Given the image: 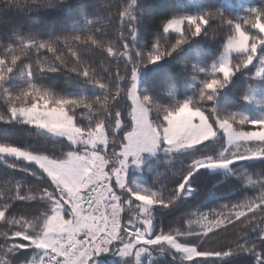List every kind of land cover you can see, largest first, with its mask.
<instances>
[{
  "label": "snow or ice",
  "instance_id": "snow-or-ice-1",
  "mask_svg": "<svg viewBox=\"0 0 264 264\" xmlns=\"http://www.w3.org/2000/svg\"><path fill=\"white\" fill-rule=\"evenodd\" d=\"M42 2L7 0L16 7L28 6L29 10ZM135 5L136 0H124L115 10L107 6L100 12L117 20L113 39L104 35L105 25L89 26L85 21V26L65 33L43 38L13 33L14 39L7 43L0 41V98L7 105L9 118L65 137L72 145L67 150L48 152L0 143V153L35 162L48 177L35 189L25 188L24 194L17 190L20 185L12 189L14 199L45 205L30 218L27 215L10 218L12 203H0V222L10 226L0 233L3 238L0 264H7L5 249L15 252L29 247L42 251L27 264H91L97 252L108 251L114 242L122 246L124 255L141 244L164 242L189 261L197 257H226L240 249L254 254L264 264V249L259 246L264 241V177L247 180L258 191L257 195L244 202L224 204L219 212L200 213L195 220L197 230L189 219L183 230L161 228L149 236L154 221L151 206L172 205L196 170L227 168L234 161L264 159V118L249 119L241 112L215 107L219 90L229 84L235 73L251 65L257 50L264 46V5L252 7L242 16H230L217 8L173 15L162 22V31L145 52L135 50L130 43L136 36V22L143 15L134 14ZM220 29L230 33L221 55L210 64L192 65L194 71L204 73L197 99L188 98L169 106L139 92L141 66L171 56L202 31L209 35L211 30L212 35H217ZM172 33L176 34L174 38L170 36ZM93 47L107 53L99 61L100 71L97 62L89 57ZM121 58H126L124 65L119 64ZM14 71L25 80L19 91L4 86ZM58 71L76 73L99 88L101 94L93 97L62 94L35 80L42 72ZM254 75L264 78V57L257 62ZM124 80L128 84L122 87ZM122 94L130 101L127 116L132 123L122 136H117L115 133L124 119L114 106ZM243 98L250 99L247 94ZM209 104L213 107L209 108ZM153 112L159 114L158 121L150 119ZM81 118L89 123L81 124ZM220 132L226 137L220 153L195 159L183 179L166 195L127 187L125 172L129 158H136L139 163L140 154L154 150L161 140L170 149L179 150L206 142ZM8 192L9 189L0 191V199ZM230 226L237 232L234 240L227 241L223 248L206 247L217 232ZM257 230V241L249 244V233ZM181 235H195L197 239L181 242L178 239Z\"/></svg>",
  "mask_w": 264,
  "mask_h": 264
},
{
  "label": "trees",
  "instance_id": "trees-1",
  "mask_svg": "<svg viewBox=\"0 0 264 264\" xmlns=\"http://www.w3.org/2000/svg\"><path fill=\"white\" fill-rule=\"evenodd\" d=\"M123 2L124 0H51L50 3V0H43L29 10L28 6L16 7L7 3V0H0V41L7 43L8 40L14 39L13 33L41 38L49 34L65 33L85 26V21L89 22V26L105 25L104 35L113 39L117 20L102 16L100 12L107 6L115 10ZM262 5L264 0H136L134 14L140 16L143 13V15L136 22V36L130 43L137 51L150 50L157 34L162 31V22L173 15L197 14L207 8H217L230 16H242L248 9ZM251 31L256 34L255 30ZM229 34L226 29L218 30L217 35H212L211 30L209 35H205L202 31L199 36L193 37L171 56L141 66L139 92L151 95L159 103L169 106H175L188 98L197 99L199 89L203 86L204 73H197L192 65L196 62L210 64L217 59L223 51L224 40ZM175 35V33L170 34L171 38ZM119 42L117 40V43ZM260 54L264 57V46ZM106 56V52L96 47L90 50L89 57L97 62V71H100L99 61ZM125 63L126 58H121L119 64ZM35 80L62 94L87 97L101 94L99 88L87 83L76 73L42 72L35 77ZM127 84V80L121 82L122 87ZM4 86L12 91H19L25 86L24 77L19 75L18 71H14L4 82ZM245 94L250 97L249 100L243 98ZM129 104L130 101L123 94L115 103L114 110L119 109L124 119V123L115 133L117 136H122L131 126V119L127 116ZM208 107L211 108L213 105L209 104ZM215 107L218 110L241 112L249 119L264 118V78H256L253 68L242 69L235 73L229 84L219 90ZM0 117H4L0 119V143L48 152H59L72 147L66 140L55 139L42 133L21 119H10L7 105L2 98H0ZM150 119L158 121L160 116L153 112L150 114ZM79 122L85 125L89 123L84 118ZM225 143V137L218 133L215 141L203 143L195 149L160 153L146 162L143 172L130 175L131 178L140 179L139 188L132 185L131 187L166 195L183 179L195 159L204 155L216 157ZM37 172L40 173L39 176ZM249 177L253 179L264 177V159L236 161L226 171H210L205 168L196 170L189 178L185 191L172 205L151 206L154 221L149 236H154L161 228L165 231L177 228L183 230L187 228L189 219L193 221L194 230H197L195 220L199 218L200 213H208L210 210L219 212L222 211L221 206L224 204L244 202L250 196L257 195L258 191L247 183ZM44 179H48L47 174L43 173L38 165L13 156H1L0 191L9 189V192L5 198L0 199V203H12L10 218L21 215L30 218L37 209L42 210L45 207L37 201L14 199L12 195V189H16L17 185L21 186L17 190L22 192L25 188L35 189ZM190 213L196 215L190 216ZM8 227L10 226L0 222V233L7 231ZM236 235V230L230 226L226 231L217 232L206 247L210 249L226 247L224 244L234 240ZM258 235L259 230L249 233L247 242L255 243ZM178 239L184 242L196 240L197 237L181 235ZM2 240L3 238H0V243ZM117 244L115 242L114 246ZM259 246L264 249V241H261ZM5 254L7 264H27V261L35 260L41 253L37 248L29 247L15 252H8L5 249ZM113 264H260V261L254 254L240 249L226 257H197L189 261L170 247L162 245L152 251L144 252L138 262L125 258Z\"/></svg>",
  "mask_w": 264,
  "mask_h": 264
},
{
  "label": "rangeland",
  "instance_id": "rangeland-1",
  "mask_svg": "<svg viewBox=\"0 0 264 264\" xmlns=\"http://www.w3.org/2000/svg\"><path fill=\"white\" fill-rule=\"evenodd\" d=\"M261 48H262V46L257 50L256 59H254L253 63L247 67V68H253L254 72H255V66H256L257 62L262 57V55L260 54ZM234 56H235V54H234ZM141 78H142V72H139L138 90H139V87H140ZM256 78L261 79L262 77H256ZM32 126H34V125H32ZM38 130L41 131L42 133H46V134L50 135L51 137H53L55 139H64L71 145V142H69L65 137L56 136V135H54L52 133H49L47 130H44V129H38ZM220 134H222L225 137L223 132H220ZM216 139H217V136L215 138L209 139L206 142H212V141H215ZM225 140H226V137H225ZM206 142H203V143H206ZM203 143H201V144H203ZM201 144L195 145V146L190 147V148L177 150V149H170L169 146L166 145V143H164L163 140H161L160 142H158V144L156 145L154 150L144 151V152H142L140 154L139 163L135 162L136 158H129V163L127 165L126 172H125L127 187L128 188H132L131 185L134 186L135 188H139L140 187V179L136 178V177L135 178H131L130 175L143 172L146 162L148 160L154 158L158 154H160V153H175V152L192 150V149H195L197 146H199ZM1 156H10V157L13 156V157H16L14 155L4 154V153H0V158H1ZM19 159L26 161L23 158H19ZM234 162H236V161H234ZM30 163L35 164V162H30ZM204 168L205 169H209L210 171H226V170L230 169V165L227 168H222V167H215V168L203 167V168H200V169H204ZM114 243L109 245V250L108 251H106V252L105 251L97 252L95 254V256L91 258V264H113V263H116V262H118V261H120L122 259H125V258H130L134 262H138V261H140L141 255H143L144 252L152 251V250L156 249L157 246L166 245V246L170 247L171 249H173L170 245H168L167 243H164V242H161V243L155 244V245L141 244L139 246V248H143V251H139V248H134L133 250H129L128 253L126 255H124V254H121V247L122 246L119 243L116 246H114ZM38 250L41 253L42 250H40V249H38ZM173 250L176 251L175 249H173ZM176 252H178V251H176Z\"/></svg>",
  "mask_w": 264,
  "mask_h": 264
}]
</instances>
